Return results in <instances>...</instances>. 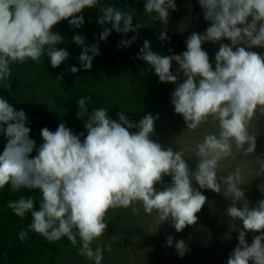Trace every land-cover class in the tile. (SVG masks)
I'll use <instances>...</instances> for the list:
<instances>
[{
    "label": "rangeland",
    "instance_id": "1",
    "mask_svg": "<svg viewBox=\"0 0 264 264\" xmlns=\"http://www.w3.org/2000/svg\"><path fill=\"white\" fill-rule=\"evenodd\" d=\"M52 1L68 33L44 44L70 34L118 97L59 84L83 121L61 131L32 58L0 57V175L44 235L0 264H264V0Z\"/></svg>",
    "mask_w": 264,
    "mask_h": 264
},
{
    "label": "trees",
    "instance_id": "2",
    "mask_svg": "<svg viewBox=\"0 0 264 264\" xmlns=\"http://www.w3.org/2000/svg\"><path fill=\"white\" fill-rule=\"evenodd\" d=\"M1 1L3 2L1 3L2 13L0 14V57L3 58L7 54L9 51V45L15 44L17 54L13 58L15 59L14 63H19V60H21L19 65L26 63V58L23 51H26L27 54L25 55H29L32 58L33 65L32 63L30 64L31 68L28 69V71H32L33 68L36 69V72L32 74L29 72V82L31 83L28 86L26 85L25 88L29 91L35 92V94H42L45 89H47L46 91L53 92L52 95L55 96L49 97V99H44L43 101L45 104L52 103L53 99L56 101L58 105L56 112H58V114L55 115L53 120L59 121L61 131L70 130L72 127L78 126V124L83 121L79 120V117H77L80 116V111L75 115L70 109H68V103L63 101V99L66 98L68 92H61L62 89L58 87L59 84L72 82V86L76 91H81V95L82 91H87V89L90 87H93V90L99 88L97 91V96L99 97L102 95V97H105L104 100L107 104L108 101L113 102L117 99L118 90L116 84L113 89L114 84L112 82L116 83L118 79H115V77L114 79L111 77L109 78L107 76L108 71L103 73L100 69H98V71L100 70L99 74H96L92 69V65L89 69L87 66L88 55H86L87 53L85 52L86 48L75 50L71 43L70 34L68 36L70 37L68 44L66 47L64 46L65 53H63V55L54 53V51L60 49L61 45L59 44L62 43L63 37L58 39L59 44H49L48 47L46 44H44L43 41L45 38L47 39L48 36L56 37V33L59 31H61L64 35H67L68 33L67 30L63 29V27H69V25L59 27L61 20H59L56 9L53 8L52 0H13L14 4H11V0ZM25 5L34 7V9L31 10V14L24 15V11L21 13L16 11H19L20 8ZM25 11H28V9ZM17 13L19 14L17 15ZM27 30H29L33 36L30 37L29 35H26ZM52 33L55 34L52 35ZM37 36H39V38L36 40ZM98 49H101V46H99ZM19 54L22 57H19ZM27 64L28 63H26V65ZM6 70L7 69L0 67V72L5 74ZM23 72L25 73V70ZM41 73H43L45 77H42ZM100 74L102 75L101 77L99 76ZM77 84L79 86H77ZM126 89L128 88L126 87ZM78 102L81 103L83 101ZM122 104L125 106L124 107L121 105L125 108V112L128 111L129 107H127L124 102H122ZM115 106L116 108L118 107V105ZM128 116H125L124 123L127 119H129ZM127 124L128 123H126V125ZM92 126L94 125L92 124ZM89 135L90 134H88V136ZM7 168L12 172L13 164H8ZM14 173L10 177H8L7 173H2L0 175L1 253H4L6 249L12 244L16 246L19 245L18 247L21 248V246H24V243L27 241V239H34L35 245L40 247L44 237L41 223H37L36 220L30 224L25 222L26 220L24 215L26 214V208L32 210V208H35V205L28 203V200L25 198L21 199L19 192L12 195V197L10 196L11 188L15 190L17 189L19 182H21L23 185L26 183V181L23 180V177H19V174L17 173L14 175ZM25 180L29 181L30 179L29 177L25 176ZM16 191L22 190L21 188H18ZM48 204L50 207V200L46 201V205ZM42 208L43 204L38 206L39 210ZM36 231L37 234H35ZM21 249L23 250V248ZM27 253L29 252L26 251V254ZM12 261L18 262L14 256H12Z\"/></svg>",
    "mask_w": 264,
    "mask_h": 264
}]
</instances>
